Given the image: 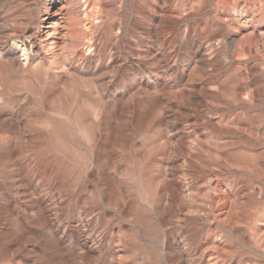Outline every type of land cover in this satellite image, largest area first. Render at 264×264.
I'll list each match as a JSON object with an SVG mask.
<instances>
[{
	"label": "rangeland",
	"instance_id": "374dc122",
	"mask_svg": "<svg viewBox=\"0 0 264 264\" xmlns=\"http://www.w3.org/2000/svg\"><path fill=\"white\" fill-rule=\"evenodd\" d=\"M245 1H246L247 5H252L253 0H245ZM49 4H50L51 8L49 9L48 13L47 14L43 13L44 10L47 8V5H49ZM64 4L66 5V7ZM60 5L61 6L64 5L65 10L71 9L70 12L73 11L74 9H77V13H78L77 15L78 16L77 15L74 16V22L72 23L70 29H69V27L66 28L64 26H61V25H63V23L60 22L59 20H57V12H59V8L61 7ZM71 5H72V7H71ZM257 6H259V8H260V3H258ZM79 7L81 9H79ZM93 7H94L95 11L93 10ZM96 7H98L99 9ZM213 7H214L213 0H199V1L198 0H84V1L83 0H5L3 5L1 6V9H0L3 18H5V20H7V22L12 27L15 28L17 26L16 27L17 31L22 30L27 24L36 32L37 40H38V38H40L39 42H38L40 44L39 48L42 50V53L44 54L43 57H44V60L46 61L45 66L46 65L47 66L46 67H44V66L39 67V65L36 66L35 64H32L31 66L26 67L27 61L24 59L25 55H23V53H25L26 51L23 52L21 50V43H19V44L11 43L14 54H15L16 58L18 57L17 62L15 63L16 67L14 65L13 67L8 68L4 73H2V75H0V83H2L4 85V87L7 88V89L5 88L4 90H2V92L0 91V96H1L0 97V122H1L0 123V130L2 131V132L1 131L0 132L5 137V138H3V136H0L1 137L0 141L2 142V143H0V149H2V152L0 150V157L2 158V160H0V164H1L2 168L5 166H6V168H9V169L3 168V171H4V174L2 176L3 180H2V178H0V193H1L2 197L6 201H8V200H10L9 198L12 197V195L15 191H21L22 182L19 181V179H18L19 174L20 173L26 174L27 176L25 175L24 183H27V185L30 187V189L32 191H34V193L38 192L37 194H40L42 197H45V199L49 198V200L46 201L48 203L49 202L56 203L58 201L61 202L62 205L59 207L58 214H60V217H63L64 215L67 214V212H70V210H73L75 208L79 210L81 206H83L85 203L90 201V196L92 195L93 192H95V189L97 188L96 189V191H97L99 188H101L103 186L100 178L102 179L103 177H105L104 173H105V175L107 173L110 174L112 176V178L114 179V181H116L120 185H122V184L128 185L129 184L131 186L130 180H127L126 178H123V180H122V178L119 177L118 171L122 170L121 167H124V169H127L128 166H130L128 169H134L136 171L138 177H139V175L141 177V178H138V181L140 184L143 183V181H145L146 178H150L151 180H153V183H154L158 179L161 180V178H164V175L162 173L164 166H168V165L174 166L175 170H177L176 173H180L181 171H185V172L187 171L186 173H193L194 170H193V167L191 165L192 163L194 165H196L198 168H200V165H202L206 169L209 168V166H211V165L215 166V165L219 164V163L216 164V162L219 161L216 158V156H213V158H212V156H208L207 151L211 150V152L214 153L213 150H215L216 152H218L217 149L220 147V145L225 143V140H232L233 141V144L231 145L232 147L229 146V149H230V151L233 150L234 151L233 153H235V154H236V152L237 153L239 152V153L236 154V156H234V157L231 156V157L234 158L233 160H235V159L238 160V162L241 164L245 163V165H246L247 163H249L251 161L250 160L249 162L246 163V161H248L249 158L252 157V159H253L257 154L258 155L260 153L262 154V152L264 151V140H263L264 137H260V135H261L262 127H264V113L262 116V112L264 111L263 110L264 109V93H263L264 92V88H263L264 87V85H263L264 84V80H263L264 74H253L250 71V68L252 66L259 65V63H260L259 66H262V63L264 64V54H263L264 53V45H263L264 41L262 43V47L256 48L257 45H255V44L257 42H255V41L252 42L253 40L251 41L252 43L250 42L251 44L249 45V40L247 39V36L244 33H247V29L250 26L245 27L244 24H241L240 22H238L234 19H228V20H225L222 24L221 23L218 24V22H216L212 16V13L214 10ZM103 8H104V10H103ZM110 8L112 10L113 9L114 10L113 11L111 10V12L107 11V10H110ZM208 8H210V9H208ZM89 9H91L90 12H93V13H90ZM191 10H193V11H191ZM104 11H105V13H104ZM80 12H83V13L86 12V15L82 13V15L79 16ZM102 13H104V14H102ZM159 13H161V14L159 15ZM261 13H262V16H260L259 18H257L255 20V22H253L258 28L264 27V16H263L264 10ZM29 14H30V16H29ZM87 14L90 16V17L88 16L89 19H87ZM162 14H164V15H162ZM21 15H22V17H21ZM12 17L14 19H12ZM164 17H165V19H164ZM42 18H43V20H41ZM78 18H79V20H77ZM186 18L187 19L190 18V19L187 20ZM195 20H196V22H195ZM225 22L227 24H225ZM241 22L244 23V20L242 18H241ZM14 23L17 25H15ZM29 24H31L32 26ZM74 24H75V26L72 27ZM231 27H233V28L231 29ZM67 29H68V31H67ZM175 29H177V30H175ZM69 30H71V31H69ZM65 31H66V35H64ZM68 32L71 33L70 37H72V38L69 37ZM182 32H183V34H182ZM72 34L74 35V37ZM239 34H240V37H238ZM67 35L70 39L67 37ZM89 36H91V37H89ZM196 36H197V38H196ZM109 38H110V40H109ZM237 38H239V39H237ZM240 38H242V39H240ZM74 40H75V42H74ZM231 40L232 41L234 40L235 42H237V40H239V42L238 43L232 42V44H231ZM226 41H228V42H226ZM242 41H246V42H243V46H244L242 49L243 51H245V52L247 50L249 52L250 51L252 52L253 50L254 51L252 53L251 52L248 53V51L246 53L243 52L240 48V47H242V45H241ZM247 41H248V43H247ZM68 42L71 44H69ZM72 42L75 46L72 45ZM66 43H68L69 45ZM93 43H95V44H93ZM196 43H197V45H196ZM228 43H230V44H228ZM253 43H254V45H253ZM64 44H66V45H64ZM71 45L73 48L75 47L74 48L75 50L72 48L73 50L68 49L69 52H68V50L66 51V48L68 46L71 48ZM208 45H212L214 47L213 51L212 50H205L204 54H203L204 56L200 55L196 52V49L199 46L207 47ZM235 45H237V46H235ZM103 46H104V48H103ZM157 46H159V47L157 48ZM64 47H66V48H64ZM250 47L253 48V50ZM84 48L87 51H85ZM116 48H118V50ZM246 48H248V49H246ZM249 48H250V50H249ZM255 48L258 51H259V49L261 51L258 52V51H256ZM261 48L263 49V51ZM61 49L62 50L64 49V50L60 51ZM222 51H223V53H222ZM233 51L234 52L239 51V52H237V53L235 52V54H234ZM66 52H67V54H66L67 58H69L68 59V61H69L68 66L64 64V58H63L64 54ZM256 52L259 53L258 54L259 56L257 55ZM26 53L32 54V52H30V51H27ZM231 53L233 55H235L234 56L235 58H233ZM261 53L263 54L262 57H261ZM105 54H106V56H105ZM242 54H243V56H242ZM245 54H246V56L244 58ZM61 55H62V58H61ZM95 55H97V56H95ZM135 56H137V57H135ZM140 56L143 59H141ZM145 56L146 57L148 56V57L146 58ZM199 57H201V58H199ZM219 57L222 59L217 60ZM45 58H47V59H45ZM202 58H205V59L207 58L210 61L208 66L202 65V62H201ZM162 59L163 60L165 59V60L163 61ZM154 60L157 62H155ZM58 61H59V65H58ZM149 62L150 63L152 62V63L150 64ZM20 63H22V65H19ZM54 64H57V67L62 66L60 68L61 70L59 68H57L56 65H54ZM73 64H74V66H73ZM34 65L36 66V68L38 67L37 70H34L35 69ZM154 65H156V66L154 67ZM238 65L240 67H237ZM165 66H166V68H165ZM30 67H31V70H30ZM64 67H65V69H64ZM212 67H214V68H212ZM15 68H16V70H15ZM20 68H22V69H20ZM235 68L238 70H236ZM23 69H26V70L29 69V70L26 71ZM21 70H23V72ZM246 70H248L249 72ZM29 71H32L33 73L32 72L29 73ZM17 72H19V73H17ZM25 72H27L28 74ZM45 72H47V74H49L51 76V82H50V79L47 77ZM192 72H193V74H195L194 76H193ZM34 73H35V75H34ZM32 74L34 77L31 76ZM36 74H39V75L36 77ZM122 74H124V75H122ZM166 74H168V75H166ZM190 74H192V75H190ZM232 75L233 76L235 75V77H233ZM19 76H21V77H19ZM71 76L74 78H72ZM80 76H81V78H79ZM89 76L91 79L89 78ZM226 76H227V81H225ZM240 76L243 78L242 80L240 79ZM244 76L247 77L248 79L246 78V80H244V78H245ZM61 77H62V79H61ZM108 77H109V79H108ZM187 77H189V78H187ZM45 78H48V79L46 80ZM29 79H30V81H29ZM74 79H77V81ZM197 80H199V81H197ZM83 81L85 82V84ZM22 82L24 85L22 84ZM57 82L60 84H58ZM86 82L91 83L92 86L89 83H87L88 84V86H87ZM25 83L27 86L25 85ZM169 83H170V85H169ZM16 84H17V86H16ZM18 84H20L19 86H22L23 88L19 87ZM212 84L213 85L216 84L220 90L219 89H216V90L212 89L213 88V86H211ZM83 85L86 87H84ZM93 85H95V88H93ZM190 85H191V87H190ZM256 85H257V87L260 85L258 87L259 91H256L257 90V88H255ZM8 86H9V88H8ZM14 86H15V88H14ZM188 87H189V89H188ZM252 87L255 90H253ZM260 87H261V90H260ZM12 88H14V89H12ZM38 88H40V89L38 90ZM191 88H192V90H191ZM209 88H210V90H209ZM221 88H223V90ZM228 88H229V90H228ZM262 88H263V91H262ZM8 89H9V91H8ZM18 89H19V91H17ZM176 89H177V92H178V90H180L179 93H181V94H179V93L177 94ZM235 89H237L240 92L239 93V94H241L240 98L242 96L245 98V99L244 98L241 99L242 101L244 100L243 101L244 105H242V107L244 109L242 107H239V108L234 107L235 104L232 102V99H231L232 96L231 95L235 91ZM247 89L249 91H247ZM170 90H172V92H174L175 94H172V92ZM15 91L17 93L18 92L19 93L17 94ZM58 91L60 92V94L57 93ZM113 91H114V93H113ZM167 91L168 92L170 91L171 94H170V92L168 93ZM219 91H221V92H219ZM6 92L8 93V95H6L7 94ZM130 92L133 94H131ZM146 92H147V94H146ZM40 93H42V94H40ZM54 93L57 95V97ZM142 93H144L145 95ZM159 93H160V96H159ZM163 93H164V95H163ZM221 93H222V95H221ZM244 93H246V94H244ZM247 93H248V95H250V94L251 95L247 97ZM129 94H131V96ZM176 94L179 97L176 96ZM202 94H203V97L206 99L201 98ZM242 94H244V95H242ZM254 94H256V95H254ZM257 94H258V98H256ZM29 95H31V96H29ZM61 95H62V97H61ZM140 95H143V97L141 96L142 98H140ZM146 95H147V97H146ZM154 96H156V97L154 98ZM36 97H38V98H36ZM79 97H80V99H79ZM127 98L129 100H127V102H126ZM144 98L146 101L144 100ZM170 98H171V100H170ZM199 98H200V100H199ZM53 99H54V101L51 103V101ZM107 99H109V100H107ZM136 99H139L138 100L139 102ZM177 99H179V101H181V102H179ZM228 99L231 101H229ZM250 99H251V101H250ZM39 100H40V102H39ZM64 100L66 102H63ZM193 100H194V102H192ZM207 100H209V102ZM246 100H249L250 102L246 101ZM252 100L253 101L255 100V101L253 102ZM7 101H9V102H7ZM217 101H218V103H217ZM224 101L227 104H225ZM153 102H154V104H153ZM157 102H159V103L157 104ZM175 102H177V103H175ZM186 102L188 103V105H189V103H191V104L193 103V105L190 104L191 106L190 105L188 106ZM88 103H89V105H88ZM113 103H115L116 107ZM171 103H174V108H173L174 112H172L173 110L171 111L168 107L171 105ZM135 104H136V106H134ZM176 104H178L177 107H175ZM183 104H185V105H183ZM197 104H199V106H197ZM215 104H216V106H215ZM223 104H225V106ZM229 104L232 107L230 109H228V106H226ZM67 105H69V107ZM111 105H114V106H111ZM181 105H183V107ZM3 106H5V107H3ZM92 106L94 107L93 109H92ZM138 106H140V107L137 109ZM141 106H143L142 109H141ZM158 106H160V108ZM185 106H187V108ZM244 106H246V107H244ZM7 107H8V111H7ZM218 107H220V109ZM251 107H252V109H251ZM63 108L65 110H63ZM240 108H241V110H240ZM154 109H156L157 111ZM159 109H160V111H159ZM247 109H250L251 111L247 110ZM106 110H107V112H106ZM133 110L136 112L132 113ZM140 110L144 111V113ZM152 110H153V112H152ZM193 110H195V111H193ZM259 110H260V113H259ZM45 112H47V113H45ZM113 112H114V114H113ZM137 112H138V116H137ZM148 112H150L152 115ZM214 112H224L227 117L230 116L231 118L235 114H241L242 113L240 116L242 117L243 121H245L244 123L249 127L250 130H252L253 132L255 131L254 134L252 133V136L258 135V137H260V138H258V142H256V144H253L251 142V140H249L248 142L246 140L245 141L246 145H245L242 141V137H243L242 134L239 133L238 131H235V130H234L235 134H232L230 136L227 134L223 135V136L219 135L217 127L210 122L212 120ZM50 113L54 114L55 116L57 114V117H55L54 115H51ZM65 113H66V115H64ZM76 113H77V115H76ZM94 113H96V114H94ZM161 113H163V114H161ZM169 113H170V115L172 114L173 117H172V115L169 117ZM59 114H61V116ZM67 114H69V115H67ZM145 114H147V115L149 114V115L147 116ZM58 115H59V117H58ZM73 115H75V117H73ZM91 115L94 116L96 119L94 120V117H92ZM180 115H182V116H180ZM104 116H105V118H104ZM135 116L139 120L140 119L143 120L144 118H145V120H143V122L141 120L140 121L138 120L139 121L138 122V121H136L137 119L135 118ZM139 116H141V117H139ZM158 116H162L161 119H159L160 117H158ZM33 117H35V118H33ZM38 117H39V119H38ZM62 117L64 118V120ZM76 117H78L81 120H78V118H76ZM142 117H143V119H142ZM12 118H13V120H12ZM125 118H127V119H125ZM55 119H57V120H55ZM156 119H157V121H156ZM41 120H42V122H39ZM173 120H175V121L171 122ZM37 121H38V123H37L38 125L36 124ZM76 121L80 122V125ZM104 121H106V122H104ZM123 121H125V122L127 121V123L125 124ZM24 122H25V124H24ZM43 122H44V124H43L44 126L43 125L41 126V124ZM62 122H63V124H62ZM92 122H93V124H92ZM137 122H138V124H137ZM166 122H167V124H166ZM246 122H249V123H246ZM31 123H33V125ZM39 123H41V124H39ZM45 123H47V125ZM174 123H176V124H174ZM150 124H152V125H150ZM157 125H158V127L161 125L162 126L158 128V127H156ZM1 126H3V127H1ZM8 126H10L9 129H8ZM17 126L19 128H17ZM23 126H24V128L22 129ZM38 126H39V128H37ZM82 126H84V127H82ZM123 126H124V128H123ZM26 127L28 129H26ZM33 127H36L37 129L33 128ZM53 127H55V128L53 129ZM153 127H154V130H153ZM10 128H12V129H10ZM32 128H33V130H32ZM44 128H45V130L47 129L45 133H44V131H45ZM84 128L86 129V131ZM160 128H162V129H160ZM190 128H191V130H190ZM55 129L57 130V132ZM87 129L94 130L95 137L91 140H90V138L88 139V136H87L88 130ZM98 129H100V130H98ZM147 129L148 130L150 129V131H146ZM159 129L161 132H159ZM214 129H216V130L214 131ZM7 130H9V131H7ZM59 130H61V131H59ZM64 130H65L66 134H65ZM98 131H100V132H98ZM154 131L156 133H154ZM259 131H260V134H257V133H259ZM7 132H9V133H7ZM17 132H18V134H17ZM104 132H105L106 136H104ZM1 133H0V135H2ZM54 133H56L57 135ZM142 133H144V134H142ZM152 133L154 135H152ZM7 134H9V135H7ZM79 134H81V135H79ZM109 134H111V135H109ZM149 134H150V136H149ZM35 135H37V137ZM49 135L53 138L58 137V139L61 140L64 147H66V156H63L61 153L57 152L51 146V143L49 142L50 140L47 139V137ZM108 135H109V137H108ZM151 135H152V137H151ZM155 135L156 136L158 135V136L156 137ZM159 135L161 138L159 137ZM176 135L179 136L178 140L176 139V137H177ZM238 135H240V136H238ZM8 136H10V137H8ZM20 137H22V138H20ZM100 137H102V138H100ZM253 137H255V136H253ZM37 138L42 139V140L39 141ZM86 138H87V140H86ZM116 138H118V139L116 140ZM188 138L189 139L191 138L192 140L198 139L199 142H198V144H197V141H196V143L191 144L190 143L191 139L189 140ZM2 139H4L5 142L7 140V142L5 143ZM167 139H168V141L166 142V144H167L166 145L165 142H163V141H165ZM88 140H89V142L90 141L91 142L88 143ZM187 140L189 142H186ZM30 141H32V142H30ZM83 141H85V142H83ZM92 141L94 144L92 143ZM121 141H124V142H121ZM170 141H173V142L171 143ZM216 141H219V142H216ZM261 141H263V142H261ZM9 142H11V143H9ZM45 142L47 145H44ZM73 142H76V144L75 143L73 144ZM152 142L155 144L158 142L159 145H158V143L156 145L155 144L152 145L153 144ZM169 142L171 145L169 144ZM25 143H27V145ZM101 143H102V145H101ZM206 143H208V144L206 145ZM31 144H33V145H31ZM37 144H38V146H35ZM183 144H185L186 146L185 145L183 146ZM243 144H244V146H243ZM40 145H41V147H40ZM48 145L52 148V150L49 149L50 147ZM172 145H173V147H171ZM194 145H198L199 147L198 146L196 147ZM201 145L203 146L202 148H201ZM213 145L218 146V147H215ZM250 145H251V147H250ZM33 146H34V149L35 148L37 149V147H40L41 149L38 148V150L36 151V149L35 150L33 149ZM79 146H80V148H79ZM90 146H92V147H90ZM153 146L154 147L156 146V148H153ZM164 147H166V148H164ZM177 147L179 149L182 147L181 149H183V151L181 149L180 150L177 149ZM5 148H7V149L10 148L11 152L6 154L7 149H5ZM25 148L26 149L28 148V149L25 150ZM87 148H90V149H87ZM102 148H104V150L107 153ZM115 148H116V150H115ZM189 148H191V150L193 151V152L192 151L190 152V154L193 156V161L191 160L190 163L188 161L183 160L185 157H187L184 154H187L189 152L188 151V150H190ZM192 148L193 149L195 148L196 150H193ZM203 148L206 150V151L204 150L206 153L203 151ZM206 148L207 149L209 148V149L207 150ZM226 148H227V146L224 147V150ZM243 148H244V150H243ZM120 149H122V150L120 151ZM245 149L249 150V152L248 151L246 152ZM84 150H86V151H84ZM97 150L99 151V153ZM170 150H171V152H170ZM224 150H223V153H224ZM226 150H228V148ZM240 150H242V151H240ZM40 151H42V152H40ZM43 151H44V153H43ZM161 151L162 152L165 151V152L162 153ZM180 151L183 153H180ZM195 151H201V152L199 153V152H195ZM30 152H34L35 154L30 153ZM81 152H83V153H81ZM254 152H255V155H254ZM256 152H258V153H256ZM11 153H12V156H11ZM17 153H18V155H16ZM51 153H52V155H51ZM57 153H58V156H56ZM87 153H89L90 156H87L88 155ZM171 153H173V154H171ZM176 153H178V154H176ZM243 153H244V155H243ZM31 154H33V155L31 156ZM74 154H75V156H74ZM201 154H203L204 156ZM161 155H162V157L160 158ZM163 155H164V157H163ZM214 155H216V154H214ZM248 155H249V157H247L245 159V157ZM27 156L33 157V158L38 157L40 159H44V157L48 158L47 164L44 167L45 170H43L39 181H37L35 179L34 175H32L33 174V172H32L33 167H36L34 164L35 162L32 161L33 163H31L30 160L32 158L29 160V158ZM86 156H87V158H86ZM206 156L208 159L206 158ZM7 157H9L10 159H8ZM22 157H23V159H22ZM108 157H110V158H108ZM66 158H67V160H66ZM145 158H146V160H145ZM147 158H148V160H147ZM262 158H263V154H262L261 158L259 157L256 159V161H258L259 165H262V162H263ZM82 159L85 161H83ZM104 159H106V160L109 159L111 161L105 160L108 163V165H107L106 163H104L105 162V161H103ZM241 159L244 161H241ZM143 160H145V161H143ZM182 160H183V162H182ZM200 160H202L201 164H199ZM98 161L100 164L98 163ZM102 161H103V163H101ZM70 162H72L73 164H71ZM80 162H82V163H80ZM147 162H148V164H147ZM140 164H142V165H140ZM152 164H153V166H152ZM159 164L161 165V167ZM178 164H179V167L177 166ZM96 166H101V168L98 167L99 168V170H98V169H96ZM21 167H22V169H21ZM106 167H107V169H106ZM136 167H138V168L136 169ZM144 167H146V169ZM17 168L19 170H17ZM112 168H113V170H117V171H113ZM139 168L141 170H139ZM187 168H188V170H187ZM137 170H139V171H137ZM5 171H7V172H5ZM25 172H27V173H25ZM96 172H98L99 174ZM114 172H115V174H113ZM117 172H118V174H117ZM155 173H156V175H155ZM5 174H7V175H5ZM15 175H16V177H15ZM29 175H30V177H29ZM82 175H84L85 177ZM115 175H116V177L118 175V177L116 178ZM98 176H100V177H98ZM190 176L191 175L187 176V178L189 177L187 180H189L190 182L196 181L197 184L204 183V180H205L204 178H199L198 180H192L190 178ZM4 177H6V178H4ZM12 177L14 179H12ZM27 177H29V178H27ZM80 177L87 179L86 181L88 183L89 188L88 187H87V189L83 188L82 182L80 180H78V179H80ZM98 178H99V180H98ZM125 179H126V181H125ZM160 180H158V181H160ZM99 182L101 185L99 184ZM4 184H5V186H4ZM197 184H196V186H197ZM5 187H7V188H5ZM39 187H41V188H39ZM4 189H6V190H4ZM71 189H73V190H71ZM132 191H133V193L136 192L135 190L130 189L129 200L132 204H134V203L139 201L138 200L139 194H137V192H136L135 193L136 198H135V195H133V193H131ZM42 193H43V195H42ZM53 193H54V195H53ZM82 194H84V195H82ZM133 196H134V199L132 198ZM64 199H66V200H64ZM63 207H65V208H63ZM32 209L30 210V213H33L35 211L34 209L33 210ZM63 213H64V215H63ZM195 225H196V227H198V224L193 222L188 226V228L190 230H195L196 229ZM128 228H129V234H135L134 232H135L136 228L134 226L128 225ZM260 235H262L261 238H262V240H264V228L261 229ZM140 239H141V241H140ZM133 242H134L133 243V245H134L133 251H135L137 249L134 252V254H135L136 261L139 264H167L166 257L164 255L161 256L159 253L160 244L154 240V233H153V230L151 228H149L148 233H143L142 231H139L136 234V237L134 238ZM29 245L32 249L34 248V253H35L33 256L34 258H32L33 260L26 258V259H23L22 261L28 262L29 264L31 262H33L31 264H38V263L43 264V262L40 261L42 253H40L39 247L36 244H33L31 242ZM155 245L156 246L158 245L159 247L158 246L156 247ZM148 255H149V257H148ZM35 256L36 257L39 256V257L36 258ZM139 257H140V259H139ZM143 257H145V258L143 259ZM54 258H56V257H54ZM53 263L56 264L57 260L56 259H52V261L49 260V263H46V264H53Z\"/></svg>",
	"mask_w": 264,
	"mask_h": 264
},
{
	"label": "bare ground",
	"instance_id": "6f19581e",
	"mask_svg": "<svg viewBox=\"0 0 264 264\" xmlns=\"http://www.w3.org/2000/svg\"><path fill=\"white\" fill-rule=\"evenodd\" d=\"M5 0H0V9L3 5ZM84 1V0H83ZM199 1V0H198ZM67 2V1H66ZM99 2V1H98ZM7 3V2H6ZM9 3V2H8ZM29 3V2H28ZM39 3V2H38ZM163 3V2H162ZM187 3V2H186ZM214 7H213V19L218 22V24H222L225 20L228 19H234L241 24H244L246 26H250L247 29V39L249 40V45L252 42H257L255 45L257 47H262V43L264 41V27L258 28L253 22L260 16H262V11L264 10V0H253L252 5H247L245 0H213ZM260 3V8L258 5ZM106 4V3H105ZM114 4V3H113ZM22 5V4H21ZM65 5V4H64ZM64 5L59 8V12H57V20L63 23V25L66 28L71 27L72 23L74 22V16L77 15V9H72L73 11L70 12V10H65ZM82 5V4H81ZM156 5V4H155ZM169 5V4H168ZM196 5V4H195ZM76 6V5H75ZM210 6V5H209ZM24 7V6H23ZM66 7V5H65ZM72 7V5H71ZM163 7V6H162ZM187 7V6H186ZM189 7V6H188ZM3 8V7H2ZM50 4L47 5V8L44 10L43 13L47 14L50 9ZM87 8V7H86ZM85 8V9H86ZM98 8V7H96ZM170 8V7H169ZM79 9H81L79 7ZM99 9V8H98ZM108 9V8H107ZM176 9V8H175ZM185 9V8H184ZM210 9V8H208ZM94 10V7H93ZM104 10V8H103ZM106 10V9H105ZM111 8L110 11L111 12ZM114 10V9H113ZM112 10V11H113ZM91 9H89V12ZM95 11V10H94ZM102 11V10H101ZM162 11V10H161ZM193 11V10H191ZM39 12V11H38ZM88 12V11H87ZM169 12V11H168ZM173 12V11H172ZM16 13V12H15ZM83 12L79 13V16L82 15ZM93 13V12H90ZM105 13V11H104ZM102 13V14H104ZM114 13V12H113ZM203 13V12H202ZM26 14V13H25ZM86 15V12L83 13ZM89 14V13H88ZM87 14V19L88 15ZM161 13H159L160 15ZM172 14V13H171ZM27 15V14H26ZM164 15V14H162ZM174 15V14H173ZM5 16V15H4ZM30 16V14H29ZM37 16V15H36ZM78 16V15H77ZM84 16V15H83ZM264 16V15H263ZM15 17V16H14ZM22 17V15H21ZM43 17V16H42ZM86 17V16H85ZM90 17V16H89ZM110 17V16H109ZM161 17V16H160ZM166 17V16H165ZM164 17V19H165ZM179 17V16H178ZM16 18V17H15ZM25 18V17H24ZM77 18V17H76ZM75 18V19H76ZM175 18V17H174ZM191 18V17H190ZM189 18V19H190ZM241 18L244 20V23L241 22ZM12 19H14L12 17ZM37 19V18H36ZM187 19V18H186ZM187 19V20H189ZM195 19V18H194ZM200 19V18H199ZM209 19V18H208ZM9 20V19H8ZM11 20V19H10ZM39 20V19H38ZM43 20V18L41 19ZM79 20V18L77 19ZM102 20V19H101ZM162 20V19H161ZM29 21V20H28ZM76 21V20H75ZM164 21V20H163ZM185 21V20H184ZM193 21V20H192ZM203 21V20H202ZM235 21V22H236ZM23 22V21H22ZM82 22V21H81ZM194 22V21H193ZM196 22V20H195ZM11 23V22H10ZM18 23V22H17ZM213 23V22H212ZM233 23V22H232ZM12 24V23H11ZM15 24V23H14ZM83 24V23H82ZM86 24V23H85ZM84 24V25H85ZM178 24V23H177ZM225 24H227L225 22ZM236 24V23H235ZM239 24V23H238ZM248 24V25H247ZM17 25V24H15ZM14 25V26H15ZM19 25V24H18ZM31 25V24H29ZM38 25V24H37ZM77 25V24H76ZM87 25V24H86ZM104 25V24H103ZM24 26V25H23ZM32 26V25H31ZM75 24L72 26L74 27ZM199 26V25H198ZM235 26V25H234ZM260 26V25H259ZM17 27V26H16ZM16 27H12L5 18H3L2 13L0 11V75L4 73L8 68L13 67L15 63L17 62V58L14 54V51L12 49L11 43L19 44L21 43V50L23 52L30 51L32 54L23 53L25 55V60L27 61L26 67L31 66L32 64H35L36 66H45V60L43 57L42 50L39 48L40 44L39 39L37 40L36 32L26 24V26L22 29L17 31ZM36 27V26H35ZM39 27V26H38ZM115 27V26H114ZM117 27V26H116ZM230 27V26H229ZM244 27V28H245ZM190 28V27H189ZM192 28V27H191ZM233 27H231L232 29ZM73 29V28H72ZM71 29V30H72ZM114 29V28H113ZM180 29V28H179ZM246 29V28H245ZM69 30V31H71ZM118 30V29H117ZM177 30V29H175ZM184 30V29H183ZM235 30V29H234ZM61 31V30H60ZM64 31V30H63ZM68 31V29H67ZM111 31V30H110ZM121 31V30H120ZM174 31V30H173ZM117 32V31H116ZM69 33V37L71 36V33ZM113 33V32H112ZM191 33V32H190ZM243 33V32H242ZM59 34V33H58ZM63 34V33H62ZM80 34V33H79ZM183 34V32H182ZM243 34V35H244ZM61 35V34H60ZM64 35H66V31L64 32ZM73 35V34H72ZM78 35V34H77ZM76 35V36H77ZM114 35V34H113ZM159 35V34H158ZM242 35V34H241ZM186 36V35H185ZM64 37V36H63ZM62 37V38H63ZM68 37V35H67ZM66 37V38H67ZM68 37V38H69ZM74 37V35H73ZM91 37V36H89ZM240 37V34L239 36ZM242 37V36H241ZM59 38V37H58ZM67 38V39H68ZM72 38V37H70ZM69 38V39H70ZM78 38V37H77ZM178 38V37H177ZM197 38V36H196ZM235 38V37H234ZM243 38V37H242ZM240 38V39H242ZM79 39V38H78ZM187 39V38H186ZM215 39V38H214ZM229 39V38H228ZM239 39V38H237ZM244 39V38H243ZM64 40V39H63ZM77 40V39H76ZM89 40V39H88ZM110 40V38H109ZM183 40V39H182ZM209 40V39H208ZM245 40V39H244ZM253 40V41H252ZM252 41V42H251ZM64 42V41H63ZM75 42V40H74ZM90 42V41H89ZM107 42V41H106ZM118 42V41H117ZM228 42V41H226ZM232 42H235L234 40H231ZM239 40H237L238 43ZM243 42L241 45V50L243 49ZM251 42V43H250ZM65 43V42H64ZM69 43V42H68ZM66 43V44H68ZM77 43V42H76ZM102 43V42H101ZM159 43V42H158ZM183 43V42H182ZM211 43V42H210ZM224 43V42H223ZM234 43V44H235ZM248 43V41H247ZM64 44V45H66ZM71 44V43H69ZM68 44V45H69ZM91 44V43H90ZM95 44V43H93ZM118 44V43H117ZM137 44V43H136ZM184 44V43H183ZM204 44V43H203ZM230 44V43H228ZM240 44V43H239ZM245 44V43H244ZM72 45L73 42H72ZM64 47L66 48V51L68 49L73 50L72 47ZM88 45V44H87ZM86 45V46H87ZM97 45V44H96ZM109 45V44H108ZM192 45V44H191ZM197 45V43H196ZM215 45V44H214ZM246 45V44H245ZM254 45V43H253ZM264 45V44H263ZM19 46V45H18ZM75 46V45H74ZM83 46V45H82ZM91 46V45H90ZM89 46V47H90ZM113 46V45H112ZM185 46V45H184ZM224 46V45H223ZM237 46V45H235ZM234 46V47H235ZM239 46V45H238ZM77 47V46H76ZM88 47V48H89ZM97 47V46H96ZM159 46H157L158 48ZM168 47V46H167ZM172 47V46H171ZM194 47V46H193ZM229 47V46H228ZM227 47V48H228ZM63 48V47H62ZM73 48V49H72ZM104 48V46H103ZM109 48V47H108ZM237 48V47H236ZM251 48V47H250ZM249 48V50H250ZM255 48V49H256ZM118 50V48H116ZM188 49V48H187ZM194 49V48H193ZM214 47L212 45H208L207 47L199 46L196 49V52L200 55L204 54L205 50H212ZM229 49V48H228ZM232 49V48H231ZM248 49V48H246ZM253 50V48H251ZM262 49V48H261ZM44 50V49H43ZM64 50V49H63ZM62 49L60 51H63ZM75 50V49H74ZM85 50V48H84ZM104 50V49H103ZM160 50V49H159ZM162 50V49H161ZM176 50V49H175ZM224 50V49H223ZM230 50V49H229ZM234 50V49H233ZM236 50V49H235ZM87 51V50H85ZM94 51V50H93ZM110 51V50H109ZM135 51V50H134ZM243 51V50H242ZM248 51V50H247ZM246 51V52H247ZM254 51V50H253ZM252 51V52H253ZM256 51H258L256 49ZM259 51H261L259 49ZM258 51V52H259ZM263 51V49H262ZM69 52V50H68ZM71 52V51H70ZM74 52V51H73ZM105 52V51H104ZM169 52V51H168ZM173 52V51H172ZM234 52V51H233ZM236 52V51H235ZM234 52V54H235ZM239 52V51H237ZM236 52V53H237ZM245 52V51H243ZM242 52V53H243ZM245 52V53H246ZM251 52V51H250ZM248 51V53H250ZM251 52V53H252ZM110 53V52H109ZM153 53V52H152ZM223 53V51H222ZM230 53V52H229ZM241 53V52H240ZM257 53V52H256ZM61 54V53H60ZM59 54V55H60ZM67 52L64 54V64L69 65V61L67 58ZM94 54V53H93ZM128 54V53H127ZM192 54V53H191ZM232 54V53H231ZM259 53H257L258 55ZM264 54V53H263ZM261 53V57L263 55ZM19 55V54H18ZM71 55V54H70ZM76 55V54H75ZM88 55V54H87ZM90 55V54H89ZM118 55V54H117ZM152 55V54H151ZM162 55V54H161ZM168 55V54H167ZM230 55V54H229ZM238 55V54H237ZM248 55V54H247ZM69 56V55H68ZM97 56V55H95ZM106 56V54H105ZM121 56V55H120ZM198 56V55H197ZM204 56V55H203ZM221 56V55H220ZM233 58H235L233 55ZM243 56V54H242ZM246 54L244 55L245 58ZM259 56V55H258ZM125 57V56H124ZM137 57V56H135ZM146 57V56H145ZM148 57V56H147ZM146 57V58H147ZM151 57V56H150ZM155 57V56H154ZM239 57V56H238ZM256 57V56H255ZM62 58V55H61ZM76 58V57H75ZM74 58V59H75ZM90 58V57H89ZM98 58V57H97ZM141 59H143L140 56ZM139 58V59H140ZM201 58V57H199ZM227 58V57H226ZM225 58V59H226ZM230 58V57H229ZM237 58V57H236ZM257 58V57H256ZM47 59V58H45ZM58 59V58H57ZM60 59V58H59ZM114 59V58H113ZM119 59V58H118ZM151 59V58H150ZM217 59V58H216ZM222 59L218 58L217 60ZM224 59V60H225ZM24 60V61H25ZM61 60V59H60ZM125 60V59H124ZM152 60V59H151ZM163 60V59H162ZM165 60V59H164ZM163 60V61H164ZM261 60V59H260ZM22 61V60H21ZM49 61V60H48ZM75 61V60H74ZM150 61V60H149ZM155 61V60H154ZM230 61V60H229ZM228 61V62H229ZM238 61V60H237ZM55 62V61H54ZM61 62V61H60ZM147 62V61H146ZM157 62V61H155ZM154 62V63H155ZM202 65L208 66L209 60L206 58H202ZM223 62V61H222ZM256 62V61H255ZM254 62V63H255ZM23 63V62H22ZM20 63L19 65H22ZM48 63V62H47ZM79 63V62H78ZM82 63V62H81ZM85 63V62H84ZM131 63V62H130ZM129 63V64H130ZM150 63V62H149ZM152 63V62H151ZM150 63V64H151ZM244 63V62H243ZM242 63V64H243ZM258 63V62H257ZM61 64V63H60ZM63 64V63H62ZM95 64V63H94ZM108 64V63H107ZM127 64V63H126ZM34 65V66H35ZM52 65V64H51ZM57 67V64H54ZM59 65V61H58ZM99 65V64H98ZM104 65V64H103ZM109 65V64H108ZM137 65V64H136ZM260 65V63H259ZM255 65L250 68V71L253 74H264V64L262 63V66ZM34 70H37L38 67ZM49 66V65H48ZM61 66V65H60ZM66 66V67H67ZM74 66V64H73ZM100 66V65H99ZM121 66V65H120ZM156 65H154L155 67ZM196 66V65H195ZM16 67V65H15ZM23 67V66H22ZM62 67V66H61ZM57 67V68H61ZM76 67V66H75ZM116 67V66H115ZM124 67V66H123ZM236 67V66H235ZM237 67H240L239 65ZM242 67V66H241ZM24 68V67H23ZM48 68V67H47ZM82 68V67H81ZM166 68V66H165ZM214 68V67H212ZM22 69V68H20ZM27 69V68H26ZM23 69V70H26ZM65 69V67H64ZM67 69V68H66ZM75 69V68H74ZM101 69V68H100ZM181 69V68H180ZM203 69V68H202ZM236 69V68H235ZM249 69V68H248ZM13 70V69H12ZM16 70V68H15ZM14 70V71H15ZM23 70H21L23 72ZM29 70V69H28ZM26 70V71H28ZM31 70V67H30ZM53 70V69H52ZM57 70V69H56ZM61 70V69H60ZM85 70V69H84ZM97 70V69H96ZM127 70V69H126ZM130 70V69H129ZM132 70V69H131ZM192 70V69H191ZM194 70V69H193ZM223 70V69H222ZM238 70V69H236ZM235 70V71H236ZM242 70V69H241ZM20 71V70H19ZM51 71V70H50ZM181 71V70H180ZM221 71V70H220ZM233 71V70H232ZM234 71V72H235ZM243 71V70H242ZM248 71V70H246ZM9 72V71H8ZM32 71H29V73ZM55 72V71H54ZM249 72V71H248ZM19 73V72H17ZM27 73V72H25ZM33 73V72H32ZM37 73V72H36ZM47 77L50 79L51 82V76L45 72ZM71 73V72H70ZM108 73V72H107ZM119 73V72H118ZM126 73V72H125ZM124 73V74H125ZM136 73V72H135ZM156 73V72H155ZM171 73V72H170ZM177 73V72H176ZM199 73V72H198ZM217 73V72H216ZM236 73V72H235ZM7 74V73H6ZM9 74V73H8ZM14 74V73H13ZM12 74V75H13ZM21 74V73H20ZM28 74V73H27ZM100 74V73H99ZM105 74V73H104ZM122 74V75H124ZM137 74V73H136ZM146 74V73H145ZM193 74V72H192ZM190 74V75H192ZM204 74V73H203ZM211 74V73H210ZM250 74V73H249ZM22 75V74H21ZM24 75V74H23ZM35 75V73H34ZM39 74H36V77ZM42 75V74H41ZM68 75V74H67ZM76 75V74H75ZM115 75V74H114ZM121 75V74H120ZM160 75V74H159ZM168 75V74H166ZM195 74H193L194 76ZM217 75V74H216ZM223 75V74H222ZM227 75V74H226ZM33 76V74L31 75ZM45 76V75H44ZM54 76V75H53ZM70 76V75H69ZM73 76V75H72ZM71 76V77H72ZM113 76V75H112ZM189 76V75H188ZM230 76V75H229ZM228 76V77H229ZM233 76V75H232ZM246 76V75H245ZM244 76V77H245ZM251 76V75H250ZM8 77V76H7ZM10 77V76H9ZM21 77V76H19ZM23 77V76H22ZM29 77V76H28ZM34 77V76H33ZM163 77V76H162ZM161 77V78H162ZM196 77V76H195ZM235 77V75L233 76ZM232 77V78H233ZM249 77V76H248ZM30 78V77H29ZM48 78H45L46 80ZM74 78V77H72ZM81 78V76L79 77ZM83 78V77H82ZM88 78V77H87ZM90 78V76H89ZM189 78V77H187ZM219 78V77H218ZM247 77L244 78L246 80ZM260 78V77H259ZM7 79V78H6ZM28 79V78H27ZM34 79V78H33ZM62 79V77H61ZM91 79V78H90ZM89 79V80H90ZM109 79V77H108ZM119 79V78H118ZM148 79V78H147ZM206 79V78H205ZM229 79V78H228ZM240 79L243 78L240 76ZM248 79V78H247ZM77 81V79H74ZM126 80V79H125ZM133 80V79H132ZM135 80V79H134ZM154 80V79H153ZM176 80V79H175ZM264 80V79H263ZM11 81V80H10ZM30 81V79H29ZM34 81V80H33ZM109 81V80H108ZM190 81V80H189ZM199 81V80H197ZM225 81H227V76L225 77ZM238 81V80H237ZM257 81V80H256ZM28 82V81H27ZM84 82V81H83ZM126 82V81H125ZM153 82V81H152ZM191 82V81H190ZM205 82V81H204ZM13 83V82H12ZM11 83V84H12ZM39 83V82H38ZM58 83V82H57ZM89 82H86V84ZM96 83V82H95ZM23 84V82H22ZM60 84V83H58ZM85 84V82H84ZM91 86L92 84L89 83ZM94 84V83H93ZM129 84V83H128ZM138 84V83H137ZM140 84V83H139ZM173 84V83H172ZM211 84V83H210ZM240 84V83H239ZM7 85V84H6ZM5 85V86H6ZM14 85V84H13ZM20 84H18L19 86ZM24 85V84H23ZM26 85V83H25ZM115 85V84H114ZM170 85V83H169ZM176 85V84H175ZM233 85V84H232ZM231 85V86H232ZM241 85V84H240ZM246 85V84H245ZM244 85V86H245ZM264 85V84H263ZM10 86V85H9ZM8 86V88H9ZM17 86V84H16ZM27 86V85H26ZM35 86V85H34ZM60 86V85H59ZM58 86V87H59ZM63 86V85H62ZM84 86V85H83ZM88 86V84H87ZM143 86V85H142ZM196 86V85H195ZM198 86V85H197ZM208 86V85H207ZM206 86V87H207ZM210 86V85H209ZM212 89H219V87L216 84H212ZM243 86V85H242ZM260 86V85H259ZM258 86V87H259ZM22 87V86H19ZM38 87V86H37ZM36 87V88H37ZM45 87V86H44ZM86 87V86H84ZM90 87V86H89ZM177 87V86H176ZM191 87V85H190ZM230 87V86H229ZM257 85L255 88H257L256 91H259ZM6 87L2 83H0V91L4 90ZM15 88V86H14ZM12 88V89H14ZM18 88V87H17ZM16 88V89H17ZM23 88V87H22ZM25 88V87H24ZM41 88V87H40ZM38 88V90L40 89ZM43 88V87H42ZM93 88H95V85H93ZM101 88V87H100ZM199 88V87H198ZM241 88V87H240ZM249 88V87H248ZM264 88V87H263ZM262 88V91H263ZM7 89V88H6ZM46 89V88H45ZM138 89V88H137ZM189 89V87H188ZM207 89V88H206ZM223 90V88H221ZM227 89V88H226ZM234 89V88H233ZM232 89V90H233ZM251 89V88H250ZM253 90H255L252 87ZM21 90V89H20ZM26 90V89H25ZM146 90V89H145ZM192 90V88H191ZM210 90V88H209ZM220 90V89H219ZM221 90V91H222ZM229 90V88H228ZM227 90V91H228ZM261 90V87H260ZM9 91V89H8ZM19 91V89L17 90ZM37 91V90H36ZM138 91V90H137ZM143 91V90H142ZM159 91V90H158ZM172 92V90H170ZM169 91V92H170ZM174 91V90H173ZM180 90L176 89L177 94ZM194 91V90H193ZM196 91V90H195ZM219 91V92H221ZM226 91V92H227ZM246 91V90H245ZM247 91H249L247 89ZM246 91V92H247ZM13 92V91H12ZM16 92V91H15ZM21 92V91H20ZM25 92V91H24ZM28 92V91H27ZM129 92V91H128ZM133 92V91H132ZM140 92V91H139ZM145 92V91H144ZM168 92V91H167ZM168 92V93H169ZM170 92V94H171ZM201 92V91H200ZM223 92V91H222ZM225 92V91H224ZM7 93V92H6ZM10 93V92H9ZM17 93V92H16ZM19 93V92H18ZM17 93V94H18ZM29 93V92H28ZM39 93V92H38ZM60 94V92H57ZM89 93V92H88ZM114 93V91H113ZM122 93V92H121ZM131 93V92H130ZM158 93V92H157ZM209 93V92H208ZM211 93V92H210ZM229 93V92H228ZM240 92L235 89V91L232 93V102L235 104V108L242 107L244 105L243 101L241 100L244 98L243 96L240 98L239 94ZM255 93V92H254ZM262 93V92H261ZM260 93V94H261ZM264 93V92H263ZM262 93V94H263ZM11 94V93H10ZM13 94V93H12ZM42 94V93H40ZM55 94V93H54ZM84 94V93H83ZM127 94V93H126ZM133 94V93H131ZM131 94H129L131 96ZM144 94V93H142ZM147 94V92H146ZM150 94V93H149ZM167 94V93H166ZM172 94H175L172 92ZM176 94V96H178ZM181 94V93H179ZM198 94V93H197ZM212 94V93H211ZM220 94V93H219ZM226 94V93H225ZM246 94V93H244ZM242 94V95H244ZM250 94V93H249ZM8 95V93L6 94ZM56 95V94H55ZM81 95V94H80ZM85 95V94H84ZM116 95V94H115ZM128 95V96H129ZM145 95V94H144ZM151 95V94H150ZM164 95V93H163ZM222 95V93H221ZM224 95V94H223ZM251 95V94H250ZM247 93V97L250 96ZM256 95V94H254ZM10 96V95H9ZM20 96V95H19ZM31 96V95H29ZM41 96V95H40ZM106 96V95H105ZM108 96V95H107ZM143 95H140V98H142ZM157 96V95H156ZM154 96V98L156 97ZM160 96V93H159ZM162 96V95H161ZM175 96V97H176ZM181 96V95H180ZM202 96V97H201ZM201 98L203 97V94L201 95ZM220 96V95H219ZM228 96V95H227ZM226 96V97H227ZM253 96V95H252ZM1 97V96H0ZM14 97V96H13ZM57 97V95H56ZM62 97V95H61ZM145 97V96H144ZM147 97V95H146ZM172 97V96H171ZM179 97V96H178ZM195 97V96H194ZM217 97V96H216ZM221 97V96H220ZM223 97V96H222ZM246 97V98H247ZM15 98V97H14ZM19 98V97H18ZM38 98V97H36ZM104 98V97H103ZM123 98V97H122ZM153 98V97H152ZM225 98V97H224ZM228 98V97H227ZM250 98V97H249ZM258 98V94L257 97ZM12 99V98H11ZM17 99V98H16ZM31 99V98H30ZM34 99V98H33ZM43 99V98H42ZM52 99V98H51ZM80 99V97H79ZM113 99V98H112ZM115 99V98H114ZM176 99V98H175ZM181 99V98H180ZM189 99V98H188ZM206 99V98H204ZM203 99V100H204ZM222 99V98H221ZM230 99V98H229ZM228 99V100H229ZM245 99V98H244ZM248 99V98H247ZM254 99V98H253ZM18 100V99H17ZM38 100V99H37ZM67 100V99H66ZM109 100V99H107ZM129 100L128 98L126 99ZM137 101L139 99H136ZM145 100V98H144ZM171 100V98H170ZM179 101V99H177ZM200 100V98H199ZM21 101V100H20ZM19 101V102H20ZM51 101V100H50ZM54 101V99L51 101V103ZM124 101V100H123ZM136 101V102H137ZM146 101V100H145ZM169 101V100H168ZM167 101V102H168ZM191 101V100H190ZM205 101V100H204ZM209 102V100H207ZM211 101V100H210ZM214 101V100H213ZM231 101V100H229ZM249 101V100H246ZM251 101V99H250ZM249 101V102H250ZM253 101V100H252ZM255 101V100H254ZM253 101V102H254ZM9 102V101H7ZM40 102V100H39ZM42 102V101H41ZM63 102H66L65 100ZM93 102V101H92ZM110 102V101H109ZM139 102V101H138ZM181 102V101H179ZM194 102V100L192 101ZM225 102V101H224ZM231 102V103H232ZM17 103V102H16ZM36 103V102H35ZM135 103V102H134ZM142 103V102H141ZM140 103V104H141ZM159 102H157L158 104ZM177 103V102H175ZM183 103V102H182ZM187 103V102H186ZM185 103V104H186ZM199 103V102H198ZM214 103V102H213ZM218 103V101H217ZM230 103V104H231ZM246 103V102H245ZM46 104V103H45ZM49 104V103H48ZM61 104V103H60ZM65 104V103H64ZM86 104V103H85ZM95 104V103H94ZM109 104V103H108ZM115 105V103H113ZM139 104V103H138ZM154 104V102H153ZM183 104V105H185ZM191 103H189L190 105ZM225 104H227L225 102ZM225 104H223L225 106ZM228 106V109L232 108L231 105ZM250 104V103H249ZM14 105V104H13ZM38 105V104H37ZM47 105V104H46ZM89 105V103H88ZM91 105V104H90ZM111 105V106H114ZM142 105V104H141ZM168 105V104H167ZM178 104H176L175 107H177ZM183 105H181L183 107ZM188 105V103H187ZM188 105V106H189ZM193 105V103L191 104ZM190 105V106H191ZM206 105V104H205ZM208 105V104H207ZM210 105V104H209ZM212 105V104H211ZM218 105V104H217ZM221 105V104H220ZM259 105V104H258ZM257 105V106H258ZM15 106V105H14ZM62 106V105H61ZM69 107V105H67ZM122 106V105H121ZM133 106V105H132ZM136 106V104L134 105ZM157 106V105H156ZM180 106V105H179ZM199 106V104H197ZM216 106V104H215ZM5 107V106H3ZM47 107V106H46ZM63 107V106H62ZM91 107V106H90ZM116 107V105H115ZM140 106L137 107V109ZM145 107V106H144ZM160 108V106H158ZM157 107V108H158ZM169 109L172 111L174 108V103H171L170 106H168ZM187 108V106H185ZM210 107V106H209ZM208 107V108H209ZM212 107V106H211ZM246 107V106H244ZM249 107V106H248ZM20 108V107H19ZM44 108V107H43ZM94 107L92 106V109ZM134 108V107H133ZM136 108V107H135ZM143 106H141V109ZM166 108V107H165ZM199 108V107H198ZM220 109V107H218ZM217 108V109H218ZM243 108V107H242ZM262 108V107H261ZM11 109V108H10ZM21 109V108H20ZM167 109V108H166ZM203 109V108H202ZM212 109V108H211ZM215 109V108H214ZM216 109V110H217ZM225 109V108H224ZM244 109V108H243ZM242 109V110H243ZM246 109V108H245ZM252 109V107H251ZM63 110H65L63 108ZM81 110V109H80ZM97 110V109H96ZM108 110V109H107ZM106 110V112H107ZM111 110V109H110ZM118 110V109H117ZM129 110V109H128ZM145 110V109H144ZM156 110V109H154ZM168 110V109H167ZM196 110V109H195ZM193 110V111H195ZM200 110V109H199ZM235 110V109H234ZM241 110V108H240ZM250 110V109H247ZM264 110V109H263ZM8 111V107H7ZM43 111V110H42ZM69 111V110H68ZM83 111V110H82ZM92 111V110H91ZM142 111V110H140ZM151 111V110H150ZM157 111V110H156ZM160 111V109H159ZM209 111V110H208ZM221 111V110H220ZM225 111V110H224ZM251 111V110H250ZM60 112V111H59ZM66 112V111H65ZM94 112V111H93ZM96 112V111H95ZM117 112V111H116ZM120 112V111H119ZM136 112V111H132ZM139 112V111H138ZM137 112V116H138ZM144 113V111H142ZM141 112V113H142ZM153 112V110H152ZM174 112V110L172 111ZM178 112V111H177ZM205 112V111H204ZM235 112V111H234ZM262 112V111H261ZM4 113V112H3ZM16 113V112H15ZM20 113V112H19ZM47 113V112H45ZM49 113V112H48ZM150 113V112H148ZM192 113V112H191ZM200 113V112H199ZM237 113V112H236ZM260 113V110H259ZM264 111L262 112L263 116ZM51 114V113H50ZM63 114V113H62ZM70 114V113H69ZM67 114V115H69ZM88 114V113H87ZM96 114V113H94ZM110 114V113H109ZM114 114V112H113ZM151 114V113H150ZM163 114V113H161ZM242 114V113H241ZM241 114H235L231 118L230 116H226L224 112H214L212 120L210 121L212 124H214L217 129L219 135H232L235 134V131H238L242 134V141L246 145L245 141L247 142L251 140L253 144H256L258 142V138L264 137V127H262L261 135L258 137V135H253L254 132L249 129V127L244 123ZM18 115V114H17ZM54 115V114H51ZM61 116V114H59ZM58 115V117H59ZM66 115V113L64 114ZM77 115V113H76ZM93 115V114H92ZM91 115V116H92ZM104 115V114H103ZM111 115V114H110ZM141 115V114H140ZM144 115V114H143ZM147 115V114H145ZM149 115V114H148ZM147 115V116H148ZM152 115V114H151ZM172 115V114H171ZM169 113V117L171 116ZM201 115V114H200ZM21 116V115H20ZM48 116V115H47ZM46 116V117H47ZM50 116V115H49ZM55 116V115H54ZM53 116V117H54ZM63 116V115H62ZM71 116V115H70ZM69 116V117H70ZM96 116V115H95ZM131 116V115H130ZM182 116V115H180ZM192 116V115H191ZM204 116V115H203ZM2 117V116H1ZM57 117V114L56 116ZM72 117V116H71ZM75 117V115H73ZM94 117V116H92ZM141 117V116H139ZM150 117V116H149ZM161 119L162 116H158ZM173 117V115H172ZM205 117V116H204ZM31 118V117H30ZM35 118V117H33ZM32 118V119H33ZM48 118V117H47ZM52 118V117H51ZM61 118V117H60ZM63 118V117H62ZM78 118V117H76ZM105 118V116H104ZM132 118V117H131ZM136 118V116H135ZM152 118V117H151ZM209 118V117H208ZM5 119V118H4ZM15 119V118H14ZM37 119V118H36ZM39 119V117H38ZM42 119V118H41ZM45 119V118H44ZM43 119V120H44ZM53 119V118H52ZM58 119V118H57ZM55 119V120H57ZM73 119V118H72ZM71 119V120H72ZM96 118L94 117V120ZM103 119V118H102ZM109 119V118H108ZM127 119V118H125ZM137 119V118H136ZM143 119V117H142ZM170 119V118H169ZM175 119V118H174ZM10 120V119H9ZM13 120V118H12ZM11 120V121H12ZM16 120V119H15ZM18 120V119H17ZM34 120V119H33ZM46 120V119H45ZM62 120V119H61ZM64 120V118H63ZM70 120V119H69ZM78 120H81L78 118ZM105 120V119H104ZM118 120V119H117ZM123 120V119H122ZM137 119L136 121H138ZM141 120V119H140ZM139 120V121H140ZM145 120V118L143 119ZM143 120H141L143 122ZM147 120V119H146ZM155 120V119H154ZM153 120V121H154ZM165 120V119H164ZM199 120V119H198ZM4 121V120H3ZM10 121V122H11ZM21 121V120H20ZM66 121V120H65ZM73 121V120H72ZM84 121V120H83ZM82 121V122H83ZM92 121V120H91ZM113 121V120H112ZM119 121V120H118ZM131 121V120H130ZM138 121V122H139ZM157 121V119H156ZM162 121V120H161ZM167 121V120H166ZM169 121V120H168ZM175 120L171 121L174 122ZM185 121V120H184ZM262 121V120H261ZM22 122V121H21ZM39 122H42L39 121ZM51 122V121H50ZM71 122V121H70ZM79 125L80 122L76 121ZM106 122V121H104ZM103 122V123H104ZM114 122V121H113ZM125 124L127 121H123ZM133 122V121H132ZM137 122V124H138ZM163 122V121H162ZM177 122V121H176ZM191 122V121H190ZM1 123V122H0ZM5 123V122H4ZM38 121L36 122V124ZM91 123V122H90ZM119 123V122H118ZM135 123V122H134ZM156 123V122H155ZM154 123V124H155ZM160 123V122H159ZM181 123V122H180ZM179 123V124H180ZM192 123V122H191ZM195 123V122H194ZM200 123V122H199ZM249 123V122H246ZM258 123V122H257ZM18 124V123H17ZM25 124V122H24ZM33 125V123H31ZM41 124V123H39ZM44 124V122L41 124V126ZM47 125V123H45ZM49 124V123H48ZM57 124V123H56ZM60 124V123H59ZM63 124V122H62ZM93 124V122H92ZM98 124V123H97ZM117 124V123H116ZM122 124V123H121ZM129 124V123H128ZM142 124V123H141ZM153 124V125H154ZM157 124V123H156ZM167 124V122H166ZM176 124V123H174ZM193 124V123H192ZM208 124V123H207ZM252 124V123H251ZM2 125V124H1ZM20 125V124H19ZM38 125V124H37ZM45 125V126H46ZM65 125V124H64ZM75 125V124H74ZM103 125V124H102ZM109 125V124H108ZM144 125V124H143ZM152 125V124H150ZM185 125V124H184ZM5 126V125H4ZM12 126V125H11ZM31 126V125H30ZM40 126V125H39ZM39 126L37 128H39ZM44 126V125H43ZM61 126V125H60ZM68 126V125H67ZM73 126V125H72ZM77 126V125H76ZM85 126V125H84ZM82 126V127H84ZM88 126V125H87ZM98 126V125H97ZM106 126V125H105ZM112 126V125H111ZM126 126V125H125ZM162 126V125H161ZM159 126V127H161ZM208 126V125H207ZM3 127V126H1ZM10 126H8L9 129ZM32 127V126H31ZM47 127V126H46ZM49 127V126H48ZM94 127V126H93ZM117 127V126H116ZM137 127V126H136ZM158 127V125L156 126ZM158 127V128H159ZM17 128H19L17 126ZM21 128V127H20ZM24 126L22 127V129ZM36 128V127H33ZM32 128V130H33ZM36 128V129H37ZM43 128V127H42ZM55 127H53L54 129ZM63 128V127H62ZM86 128V127H85ZM84 128V129H85ZM88 128V127H87ZM100 128V127H99ZM124 128V126H123ZM165 128V127H164ZM186 128V127H185ZM204 128V127H203ZM256 128V127H255ZM12 129V128H10ZM26 129H28L26 127ZM50 129V128H49ZM59 129V128H58ZM64 129V128H63ZM78 129V128H77ZM102 129V128H101ZM105 129V128H104ZM152 129V128H151ZM162 129V128H160ZM159 129V132H161ZM172 129V128H171ZM170 129V130H171ZM179 129V128H178ZM208 129V128H207ZM19 130V129H18ZM21 130V129H20ZM43 130V129H42ZM45 130V128H44ZM47 130V129H46ZM44 131V133L46 132ZM56 130V129H55ZM62 130V129H61ZM59 130V131H61ZM71 130V129H70ZM87 136L88 139H93L95 137L94 130L87 129ZM100 130V129H98ZM103 130V129H102ZM101 130V131H102ZM154 130V127H153ZM181 130V129H180ZM189 130V129H188ZM191 130V128H190ZM216 129H214L215 131ZM1 131V130H0ZM9 131V130H7ZM22 131V130H21ZM31 131V130H30ZM36 131V130H35ZM67 131V130H66ZM75 131V130H74ZM86 131V129H85ZM150 131V129L146 130ZM185 131V130H184ZM206 131V130H205ZM2 132V131H1ZM0 132V133H1ZM26 132V131H25ZM48 132V131H47ZM57 132V130H56ZM63 132V131H62ZM65 132V130H64ZM80 132V131H79ZM78 132V133H79ZM100 132V131H98ZM175 132V131H174ZM182 132V131H181ZM194 132V131H193ZM210 132V131H209ZM9 133V132H7ZM21 133V132H20ZM31 133V132H30ZM39 133V132H38ZM77 133V132H76ZM154 133H156L154 131ZM170 133V132H169ZM172 133V132H171ZM187 133V132H186ZM215 133V132H214ZM2 134V133H1ZM6 134V133H5ZM4 134V135H5ZM18 134V132H17ZM22 134V133H21ZM34 134V133H33ZM47 134V133H46ZM56 134V133H54ZM62 134V133H61ZM66 134V132H65ZM99 134V133H98ZM102 134V133H101ZM122 134V133H121ZM144 134V133H142ZM159 134V133H158ZM260 134V131L259 133ZM9 135V134H7ZM48 135V134H47ZM57 135V134H56ZM81 135V134H79ZM111 135V134H109ZM108 135V137H109ZM152 135H154L152 133ZM151 135V137H152ZM162 135V134H161ZM207 135V134H206ZM214 135V134H213ZM212 135V136H213ZM0 136H3L0 135ZM37 137V135H35ZM66 136V135H65ZM72 136V135H71ZM86 136V137H87ZM104 136L105 132H104ZM122 136V135H121ZM150 136V134H149ZM156 136V135H155ZM158 136V135H157ZM156 136V137H157ZM177 136V137H176ZM176 139H179V136L176 135ZM240 136V135H238ZM10 137V136H8ZM24 137V136H23ZM33 137V136H32ZM43 137V136H42ZM45 137V136H44ZM63 137V136H62ZM160 137V135H159ZM183 137V136H182ZM3 138H5L3 136ZM22 138V137H20ZM84 138V137H83ZM102 138V137H100ZM111 138V137H110ZM155 138V137H154ZM161 138V137H160ZM195 138V137H194ZM214 138V137H213ZM224 138V137H223ZM1 139V137H0ZM25 139V138H24ZM29 139V138H28ZM27 139V140H28ZM38 139V138H37ZM49 142L51 143V146L59 153H61L63 156H66V147L62 144L61 140L58 139V137H51L50 135L47 137ZM80 139V138H79ZM118 138H116L117 140ZM158 139V138H157ZM171 139V138H170ZM182 139V138H181ZM189 139V138H188ZM191 139V138H190ZM189 139V140H190ZM201 139V138H200ZM219 139V138H218ZM4 142L5 140L2 139ZM9 140V139H8ZM16 140V139H15ZM39 141L42 139H38ZM70 140V139H69ZM87 140V138H86ZM164 140V139H163ZM204 140V139H203ZM237 140V139H236ZM264 140V139H263ZM12 141V140H11ZM21 141V140H20ZM29 141V140H28ZM36 141V140H35ZM45 141V140H44ZM63 141V140H62ZM105 141V140H104ZM162 141V140H161ZM168 141L165 140L163 142ZM180 141V140H179ZM178 141V142H179ZM195 141V142H194ZM198 144L197 140H190L191 144L196 143ZM3 142V143H4ZM7 142V140H6ZM5 142V143H6ZM32 142V141H30ZM81 142V141H80ZM85 142V141H83ZM91 142V141H90ZM88 140V143H90ZM119 142V141H118ZM124 142V141H121ZM156 142V141H155ZM171 143L173 141H170ZM169 142V144H170ZM186 142H189L188 140ZM206 142V141H205ZM219 142V141H216ZM241 142V141H240ZM263 142V141H261ZM0 143H2L0 141ZM11 143V142H9ZM8 143V144H9ZM19 143V142H18ZM17 143V144H18ZM69 143V142H68ZM76 144V142H73V144ZM87 143V142H86ZM93 143V141H92ZM109 143V142H108ZM153 143V142H152ZM158 143V142H157ZM156 143V144H157ZM162 143V142H161ZM189 143V144H190ZM260 143V142H259ZM27 145V143H25ZM43 144V143H42ZM80 144V143H79ZM94 144V143H93ZM92 144V145H93ZM153 143L152 145H154ZM155 144V145H156ZM175 144V143H174ZM173 144V145H174ZM190 144V145H191ZM208 143H206L207 145ZM233 144L232 140H225V143L220 145V147L217 149L218 152L215 150L214 153L211 152V150L207 151L208 156H216V158L219 160L217 165L215 166H209V168H204L202 165H200V168H198L193 163L191 164L193 167V173H186L185 171H181L180 173H176L177 170H175V167L172 165L164 166L163 168V175L164 178L158 179L160 181H156L153 183V180L150 178H146L143 183H139L138 178H141L140 175L138 177L136 171L134 169H128L130 166H128L127 169H124V167H121L122 170L119 172V177L126 178L127 180L131 181V186L126 184H118L110 174L104 173L102 179V187L99 188L97 191L95 189V192L92 193L90 196V201L85 203L83 206L80 207V209H73L70 210V212H67L66 215L63 213V217H60L59 207L62 205L60 201L56 203L46 202L49 200V198L45 199V197H42L40 194L34 193L30 189V187L27 185V183H24L25 175L26 174H19V181L22 182V189L21 191H15L12 195L10 200L6 201L1 193H0V264H29L28 262L22 261L23 259H32L34 258V248L32 249L30 247V242L33 244H36L39 247L40 253H42V256L40 258V261L43 262V264L49 263V260L52 261V259H56L58 264H139L136 261L135 254L133 251L134 245L133 240L136 237V234L139 231H142L143 233H148L149 228L153 230L154 233V240L160 244V255L165 256L167 260V264H264V240H262L260 235V231L262 228H264V151L263 154V162L262 165L258 164V161H256L257 158H261L262 154H257L253 159L252 157L249 158L247 163L245 165L238 162V160H233L231 156H236L238 154L236 152L229 149V146ZM237 144V143H236ZM242 144V143H241ZM243 144V146H244ZM2 145V144H1ZM6 145V144H5ZM13 145V144H12ZM22 145V144H21ZM33 145V144H31ZM44 145H47L46 142ZM43 145V146H44ZM67 145V144H66ZM88 145V144H87ZM102 145V143H101ZM113 145V144H112ZM128 145V144H127ZM159 145V143H158ZM167 145V144H166ZM171 145V144H170ZM173 145L171 147H173ZM176 145V144H175ZM185 144H183L184 146ZM210 145V144H209ZM238 145V144H237ZM9 146V145H8ZM11 146V145H10ZM35 146H38L35 145ZM49 146V145H48ZM99 146V145H98ZM107 146V145H106ZM119 146V145H118ZM186 146V145H185ZM198 146V145H194ZM211 146V145H210ZM215 146V145H213ZM228 148V150H224V147ZM4 147V146H3ZM2 147V148H3ZM18 147V146H17ZM41 147V145H40ZM37 147L36 151L38 150ZM46 147V146H45ZM44 147V148H45ZM50 147V146H49ZM48 147V148H49ZM92 147V146H90ZM109 147V146H108ZM167 147V146H166ZM164 147V148H166ZM180 147V146H179ZM188 147V146H187ZM190 147V146H189ZM199 147V146H198ZM203 146L201 145V148ZM208 147V146H207ZM218 147V146H215ZM232 147V146H231ZM251 147V145H250ZM29 148V147H28ZM27 148V149H28ZM43 148V147H42ZM80 148V146H79ZM78 148V149H79ZM100 148V147H99ZM117 148V147H116ZM115 148V150H116ZM120 148V147H119ZM153 148H156V146ZM159 148V147H158ZM157 148V149H158ZM182 148V147H181ZM180 148V149H181ZM205 148V147H204ZM203 148V151L205 150ZM247 148V147H246ZM255 148V147H254ZM7 149V148H5ZM25 148V150H27ZM34 149V146H33ZM34 149V150H35ZM41 149V148H40ZM49 149L52 150L50 147ZM83 149V148H82ZM90 149V148H87ZM104 150V148H102ZM107 149V148H106ZM118 149V148H117ZM156 149V150H157ZM177 149H179L177 147ZM179 149V150H180ZM189 152L186 155L183 160L188 161L189 163L191 160L193 161V156L190 154L192 151L191 148H189ZM193 149V148H192ZM198 149V148H197ZM207 149V148H206ZM209 149V148H208ZM207 149V150H208ZM2 152V149H0ZM32 150V149H31ZM73 150V149H72ZM75 150V149H74ZM119 150V149H118ZM122 149H120L121 151ZM176 150V149H175ZM183 151V149H181ZM193 150H196L195 148ZM199 150V149H198ZM202 150V149H201ZM224 150V153H223ZM244 150V148H243ZM246 150V149H245ZM263 150V149H262ZM35 151V152H36ZM46 151V150H45ZM54 151V150H53ZM86 151V150H84ZM98 151V150H97ZM105 151V150H104ZM206 151V150H205ZM204 151V152H205ZM239 151V150H238ZM242 151V150H240ZM249 152V150H246V152ZM11 149L6 150V154L10 153ZM23 152V151H22ZM42 152V151H40ZM39 152V153H40ZM73 152V151H72ZM106 152V151H105ZM123 152V151H122ZM162 152V151H161ZM165 152V151H163ZM162 152V153H163ZM171 152V150H170ZM187 152V151H186ZM193 152V151H192ZM195 152H201V151H195ZM216 152V153H215ZM245 152V151H244ZM261 152V151H260ZM4 153V152H3ZM2 153V154H3ZM14 153V152H13ZM24 153V152H23ZM34 153V152H30ZM29 153V154H30ZM37 153V152H36ZM44 153V151H43ZM46 153V152H45ZM83 153V152H81ZM92 153V152H91ZM99 153V151H98ZM104 153V152H103ZM107 153V152H106ZM154 153V152H153ZM180 153H183L180 151ZM185 153V152H184ZM198 153V154H199ZM206 153V152H205ZM252 153V152H251ZM258 153V152H256ZM28 154V155H29ZM35 154V153H34ZM56 154V153H55ZM54 154V155H55ZM87 156H90L89 153H87ZM159 154V153H158ZM161 154V153H160ZM173 154V153H171ZM178 154V153H176ZM216 154V155H214ZM18 155V153L16 154ZM21 155V154H20ZM33 154H31L32 156ZM44 155V154H43ZM52 155V153H51ZM68 155V154H67ZM200 155V154H199ZM203 155V154H201ZM206 155V154H205ZM244 155V153H243ZM242 155V156H243ZM247 155V154H246ZM255 155V152H254ZM5 156V155H4ZM3 156V157H4ZM10 156V155H9ZM12 156V153H11ZM14 156V155H13ZM37 156V155H36ZM40 156V155H39ZM58 156V153L57 155ZM73 156V155H72ZM75 156V154H74ZM86 156V158H87ZM106 156V155H105ZM159 156V155H158ZM166 156V155H165ZM175 156V155H174ZM198 156V155H197ZM204 156V155H203ZM251 156V155H250ZM20 157V156H19ZM28 157V156H27ZM26 157V158H27ZM35 157V156H34ZM92 157V156H91ZM101 157V156H100ZM162 155L160 156V158ZM164 157V155H163ZM249 157L246 156L245 159ZM10 159L9 157H7ZM31 163L35 162V166L33 167V174L35 179L37 181L40 180V176L43 172L45 165L47 164V157H44V159H40L38 157H28ZM82 158V157H81ZM110 158V157H108ZM159 158V159H160ZM173 158V157H172ZM179 158V157H178ZM177 158V159H178ZM205 158V157H204ZM207 158V156H206ZM4 159V158H3ZM23 159V157H22ZM57 159V158H56ZM85 159V158H84ZM115 159V158H114ZM156 159V158H155ZM158 159V158H157ZM163 159V158H162ZM165 159V158H164ZM174 159V158H173ZM181 159V158H180ZM208 159V158H207ZM243 159V158H242ZM241 161H244L242 160ZM0 160L2 158L0 157ZM7 160V159H6ZM26 160V159H25ZM63 160V159H62ZM67 160V158H66ZM83 160V159H82ZM104 159L103 161H105ZM109 160V159H108ZM106 160V161H108ZM119 160V159H118ZM146 160V158H145ZM143 160V161H145ZM148 160V158H147ZM169 160V159H168ZM182 160V162H183ZM195 160V159H194ZM216 160V159H215ZM9 161V160H8ZM11 161V160H10ZM33 161V162H32ZM76 161V160H75ZM85 161V160H83ZM89 161V160H88ZM94 161V160H93ZM103 161L101 163H103ZM104 162L108 165L107 162ZM111 161V160H109ZM151 161V160H150ZM197 161V160H196ZM199 161V160H198ZM200 160V163L201 164ZM214 161V160H213ZM240 161V162H241ZM7 162V161H6ZM27 162V161H26ZM50 162V161H49ZM54 162V161H53ZM69 162V161H68ZM87 162V161H86ZM120 162V161H119ZM118 162V163H119ZM163 162V161H162ZM175 162V161H174ZM210 162V161H209ZM2 163V162H1ZM55 163V162H54ZM73 164L72 162H70ZM82 163V162H80ZM99 163V161H98ZM112 163V162H111ZM124 163V162H123ZM152 163V162H151ZM165 163V162H164ZM172 163V162H171ZM212 163V162H211ZM5 164V163H4ZM7 164V163H6ZM84 164V163H83ZM88 164V163H87ZM86 164V165H87ZM100 164V163H99ZM148 164V162H147ZM182 164V163H181ZM204 164V163H203ZM41 165V166H40ZM81 165V164H80ZM85 165V166H86ZM93 165V164H92ZM110 165V164H109ZM130 165V164H129ZM142 165V164H140ZM160 165V164H159ZM175 165V164H174ZM183 165V164H182ZM50 166V165H49ZM76 166V165H75ZM111 166V165H110ZM133 166V165H132ZM147 166V165H146ZM151 166V165H150ZM149 166V167H150ZM153 166V164H152ZM157 166V165H156ZM155 166V167H156ZM179 167V164L177 165ZM208 166V165H207ZM206 166V167H207ZM10 167V166H9ZM30 167V166H29ZM81 167V166H80ZM83 167V166H82ZM95 167V166H94ZM101 166H96V169L99 170ZM104 167V166H103ZM102 167V168H103ZM109 167V166H108ZM113 167V166H112ZM116 167V166H115ZM140 167V166H139ZM148 167V168H149ZM161 167V165H160ZM202 167V168H201ZM3 168H6L3 167ZM0 164V178H2L4 171ZM24 168V167H23ZM31 168V167H30ZM50 168V167H49ZM133 168V167H132ZM135 168V167H134ZM138 167H136L137 169ZM142 168V167H141ZM146 169V167H144ZM154 168V167H153ZM158 168V167H157ZM156 168V169H157ZM182 168V167H181ZM184 168V167H183ZM9 169V168H6ZM22 169V167H21ZM69 169V168H68ZM107 169V167H106ZM160 169V168H159ZM162 169V168H161ZM185 169V168H184ZM13 170V169H12ZM17 170H19L17 168ZM26 170V169H25ZM30 170V171H31ZM113 170V168H112ZM111 170V171H112ZM120 170V169H119ZM139 170H141L139 168ZM137 170V171H139ZM153 170V169H152ZM151 170V171H152ZM188 170V168H187ZM9 171V170H8ZM29 171V170H28ZM85 171V170H84ZM93 171V170H92ZM105 171V170H104ZM107 171V170H106ZM117 171V170H113ZM112 171V172H113ZM159 171V170H158ZM7 172V171H5ZM117 172V174H118ZM161 172V171H160ZM27 173V172H25ZM48 173V172H47ZM98 173V172H96ZM150 173V172H149ZM157 173V172H156ZM155 173V175H156ZM10 174V173H9ZM16 174V173H15ZM61 174V173H60ZM99 174V173H98ZM115 174V172L113 173ZM148 174V173H147ZM146 174V175H147ZM153 174V173H152ZM160 174V173H159ZM7 175V174H5ZM46 175V174H45ZM63 175V174H62ZM86 175V174H85ZM142 175V174H141ZM191 175L190 178L192 180H198L199 178H204V183L197 184L196 181H189L187 180V176ZM27 176V175H26ZM84 176V175H82ZM16 177V175H15ZM30 177V175H29ZM27 177V178H29ZM55 177V176H54ZM85 177V176H84ZM87 177V176H86ZM100 177V176H98ZM116 177V175H115ZM118 177V175H117ZM116 177V178H117ZM145 177V176H144ZM151 177V176H150ZM155 177V176H154ZM6 178V177H4ZM11 178V177H10ZM32 178V177H31ZM88 178V177H87ZM153 178V177H152ZM12 179H14L12 177ZM42 179V178H41ZM84 179V180H83ZM97 179V178H96ZM125 179V181H126ZM3 180V178H2ZM35 180V181H36ZM51 180V179H50ZM59 180V179H58ZM75 180V179H74ZM73 180V181H74ZM82 182V186L84 189H87L88 183L86 178L78 179ZM83 180V181H82ZM89 180V179H88ZM92 180V179H91ZM99 180V178H98ZM121 180V179H120ZM43 181V180H42ZM45 181V180H44ZM96 181V180H95ZM100 181V182H101ZM51 182V181H50ZM56 182V181H55ZM99 182V184H100ZM16 183V182H15ZM45 183V182H44ZM91 183V182H90ZM98 183V182H97ZM58 184V183H57ZM68 184V183H67ZM81 184V183H80ZM197 184V186H196ZM3 185V184H2ZM1 185V186H2ZM17 185V184H16ZM15 185V186H16ZM20 185V184H19ZM40 185V184H39ZM44 185V184H43ZM54 185V184H53ZM95 185V184H94ZM101 185V184H100ZM5 186V184H4ZM18 186V185H17ZM73 186V185H72ZM79 186V185H78ZM91 186V185H90ZM93 186V185H92ZM14 187V186H13ZM42 187V186H41ZM39 187V188H41ZM7 188V187H5ZM75 188V187H74ZM73 188V189H74ZM89 188V187H88ZM16 189V188H15ZM43 189V188H42ZM71 189V190H73ZM130 189H133L137 192L138 195V202L132 204L129 200V193ZM6 190V189H4ZM14 190V189H13ZM45 190V189H44ZM8 191V190H7ZM76 191V190H75ZM87 191V190H86ZM13 192V191H12ZM85 192V191H84ZM83 192V193H84ZM135 192V193H136ZM5 193V192H4ZM40 193V192H39ZM62 193V192H61ZM74 193V192H73ZM133 193V191L131 192ZM133 193V195H135ZM45 194V193H44ZM9 195V194H8ZM43 195V193H42ZM54 195V193H53ZM63 195V194H62ZM84 195V194H82ZM87 195V194H86ZM6 196V195H5ZM45 196V195H44ZM88 196V195H87ZM80 197V196H79ZM58 198V197H57ZM60 198V197H59ZM86 198V197H85ZM134 199V196L132 197ZM131 198V199H132ZM136 198V195H135ZM82 199V198H81ZM132 199V200H133ZM66 200V199H64ZM74 200V199H73ZM137 200V199H136ZM57 201V200H56ZM79 201V200H78ZM134 201V200H133ZM73 202V201H72ZM82 204V203H81ZM67 207V206H66ZM34 209L35 211L33 213H30L31 209ZM65 208V207H63ZM32 209V210H33ZM66 210V209H65ZM197 223L198 227H196L195 230H190L188 226L191 223ZM128 225H132L136 228L135 234H129V228ZM151 232V231H150ZM139 237V236H138ZM148 237V236H147ZM152 238V237H151ZM146 239V238H145ZM150 239V238H149ZM141 241V239H140ZM145 241V240H144ZM147 241V240H146ZM64 243V244H63ZM148 243V242H147ZM151 243V242H150ZM155 243V242H154ZM156 244V243H155ZM156 246V245H155ZM158 246V245H157ZM156 246V247H157ZM155 247V248H156ZM159 247V246H158ZM143 248V247H142ZM158 251V250H157ZM148 252V251H147ZM153 252V251H152ZM156 253V252H155ZM158 253V254H159ZM36 257V256H35ZM39 257V256H38ZM36 257V258H38ZM56 257V258H54ZM146 257V256H145ZM143 257V259L145 258ZM149 257V255H148ZM138 258V257H137ZM142 258V257H141ZM140 259V257H139ZM33 260V259H32ZM31 260V261H32ZM38 260V259H37ZM138 260V259H137ZM39 261V262H40ZM150 261V260H149ZM30 262V261H29ZM35 262V261H34ZM155 262V261H154ZM33 263V262H31ZM30 263V264H31ZM38 263V262H37ZM56 263V264H57ZM152 263V262H151ZM39 264V263H38ZM54 264V263H53Z\"/></svg>",
	"mask_w": 264,
	"mask_h": 264
}]
</instances>
